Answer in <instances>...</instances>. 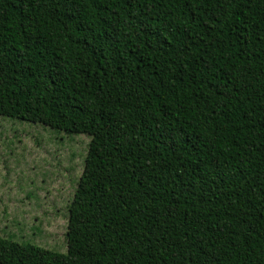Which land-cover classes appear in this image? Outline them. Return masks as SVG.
Wrapping results in <instances>:
<instances>
[{
    "label": "trees",
    "instance_id": "trees-1",
    "mask_svg": "<svg viewBox=\"0 0 264 264\" xmlns=\"http://www.w3.org/2000/svg\"><path fill=\"white\" fill-rule=\"evenodd\" d=\"M0 117L90 139L0 264H264V0H0Z\"/></svg>",
    "mask_w": 264,
    "mask_h": 264
},
{
    "label": "rangeland",
    "instance_id": "rangeland-1",
    "mask_svg": "<svg viewBox=\"0 0 264 264\" xmlns=\"http://www.w3.org/2000/svg\"><path fill=\"white\" fill-rule=\"evenodd\" d=\"M89 141L0 117V237L66 253L67 208Z\"/></svg>",
    "mask_w": 264,
    "mask_h": 264
}]
</instances>
